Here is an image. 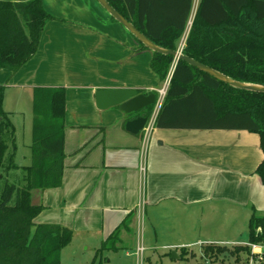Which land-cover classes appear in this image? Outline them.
<instances>
[{
    "label": "crops",
    "instance_id": "crops-1",
    "mask_svg": "<svg viewBox=\"0 0 264 264\" xmlns=\"http://www.w3.org/2000/svg\"><path fill=\"white\" fill-rule=\"evenodd\" d=\"M41 1L60 20L47 23L35 55L17 72L0 68L3 109L11 116L23 100L32 106L34 88L65 89L62 185L32 191L38 193L34 204L43 206L37 224L68 228L73 241L95 253L127 222L115 244L120 248L144 214L155 237L159 231L175 239L170 247L248 243V229L246 235L239 233L241 238L227 239L203 238L201 231L209 223L233 226L237 218L249 222L252 214L264 216V186L255 174L263 159L258 135L159 129L154 123L160 108L154 105L142 177L141 133L125 129L138 114H123L117 107L99 110L94 94L109 89L156 92L162 83L150 70L151 53H135L132 35L111 21L96 0ZM194 1L186 36L199 2L194 10ZM8 99L12 109H6Z\"/></svg>",
    "mask_w": 264,
    "mask_h": 264
},
{
    "label": "trees",
    "instance_id": "trees-1",
    "mask_svg": "<svg viewBox=\"0 0 264 264\" xmlns=\"http://www.w3.org/2000/svg\"><path fill=\"white\" fill-rule=\"evenodd\" d=\"M106 1L151 42L171 51L177 49L186 30L193 4V0ZM56 20L60 19L48 13L41 0H0V68L17 72L35 55L47 23ZM134 40L135 53H151L150 70L163 83L173 57L151 52ZM182 54L235 81L264 86V0H199ZM3 101L4 88L0 86V170L9 171L18 168L13 162L16 131ZM152 108L148 107L144 116L149 118ZM32 114L31 165L23 169V185L5 181L0 189V264H61V250L73 238L68 228L35 223L43 206L31 201L32 191L62 185L65 89L34 88ZM154 127L257 134L263 159L255 174L264 186L263 93L233 88L179 60ZM121 227L127 228V222L112 232L96 254L109 242L115 249ZM263 239L264 216L252 214L248 243ZM181 251L187 255L185 248ZM201 251L212 264H225L227 258L248 264L250 255L245 245L207 244Z\"/></svg>",
    "mask_w": 264,
    "mask_h": 264
},
{
    "label": "rangeland",
    "instance_id": "rangeland-1",
    "mask_svg": "<svg viewBox=\"0 0 264 264\" xmlns=\"http://www.w3.org/2000/svg\"><path fill=\"white\" fill-rule=\"evenodd\" d=\"M196 4L197 0L194 1V10ZM185 37L186 34L182 36L178 46L183 40H185ZM8 98H10L9 95ZM13 98L14 97L11 96V99ZM9 101L10 100L8 99L6 109H10L11 107ZM13 107L15 106H12L11 109ZM16 109L18 112H15L10 117V120L14 124L16 131V151L13 157V162L18 168L9 171L0 170V189L5 181L13 183L19 187L22 186V178L24 175L23 169L24 167L31 165L30 146L32 141V106L29 102L25 103L23 100V102L20 103V106ZM9 153L10 152H8L5 157V162L8 161ZM37 194V192H32V204L35 203V197ZM36 219V223H38L40 218ZM248 223L249 222L243 218H237L233 226H229L228 224L222 225L219 223L205 224L202 226L201 237L211 239L240 237L239 233L246 235ZM128 236L129 237L120 244V248H111L112 246L109 242L107 248L102 249L99 254H96L92 248H86V246L80 247L77 240H71V242L61 250V264H90L93 260L95 261V264H212L205 260L201 251V244L206 245L212 242H201L200 244L190 246L186 249L187 255H183L181 248L169 246L171 243L175 242V239H173L171 235H162L158 231L157 237L154 236L152 225L148 223L145 214L143 217H139V219L135 221ZM238 244L239 243L234 242H229L227 244L226 242H217V245H224L228 248ZM139 246H142L143 248L141 253L137 252ZM224 263L237 264L232 258L225 259ZM238 264H245V261H240Z\"/></svg>",
    "mask_w": 264,
    "mask_h": 264
},
{
    "label": "water",
    "instance_id": "water-1",
    "mask_svg": "<svg viewBox=\"0 0 264 264\" xmlns=\"http://www.w3.org/2000/svg\"><path fill=\"white\" fill-rule=\"evenodd\" d=\"M96 2L112 17L118 24L126 29L137 41H139L144 47L151 52L170 55L175 59L176 63L181 60L189 64L190 66L198 69L199 71L217 79L218 81L227 84L233 88L251 91L255 93L264 94V86L257 84L242 83L230 79L224 74L205 66L182 53L171 50H166L158 47L151 42L146 36L139 32L131 23L124 19L118 12H116L106 0H96ZM95 104L97 109L106 110L111 107H117L123 114L137 113L138 116L125 123V129L132 135H138L144 128L148 118L144 116V111L155 105L156 94H142L137 90L132 89H109L99 90L95 92ZM174 255V253H173Z\"/></svg>",
    "mask_w": 264,
    "mask_h": 264
},
{
    "label": "built area",
    "instance_id": "built-area-1",
    "mask_svg": "<svg viewBox=\"0 0 264 264\" xmlns=\"http://www.w3.org/2000/svg\"><path fill=\"white\" fill-rule=\"evenodd\" d=\"M186 39V37H185ZM185 44V40H183L182 43H180V45L177 47L176 51L179 53H182V49L184 47ZM176 64V61L174 59L172 67L169 70V73L166 77V79L164 80V82L161 84L160 88L156 90L155 94H156V101H155V108H160L169 83H170V79L172 76V72H173V68L174 65ZM152 122H151V118L147 120L144 128L141 131V142H142V146H141V161L139 164V172L141 174L142 177H144L145 172H146V151H147V147H148V143L150 140V136H151V131H152ZM245 246H247L249 248V258H248V264H264V239L260 242L257 243H247L245 244ZM143 251L142 246H139L137 248V252L141 253Z\"/></svg>",
    "mask_w": 264,
    "mask_h": 264
}]
</instances>
